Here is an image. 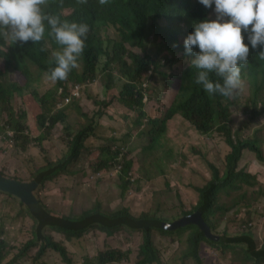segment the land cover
<instances>
[{
  "label": "rangeland",
  "instance_id": "obj_1",
  "mask_svg": "<svg viewBox=\"0 0 264 264\" xmlns=\"http://www.w3.org/2000/svg\"><path fill=\"white\" fill-rule=\"evenodd\" d=\"M190 1L202 8L209 20L216 18L214 5L206 8L199 0ZM150 22L149 16H140L135 29L143 35L142 46L124 44L126 50L154 60L135 82V89L143 95L144 115L137 107H126L119 98L127 79L121 77L113 59L115 53L122 52L118 44L123 38L112 26L99 25L96 29L101 53L92 80H72L56 87L28 55L18 60L23 71H11L4 77L6 88L13 89L12 84H18L10 98L12 119L0 110V175L4 178L33 184L42 169L65 157L73 137L86 130L78 158L66 173L36 186L35 198L51 215L77 219L95 211L113 215L125 208L134 218L154 217L162 221L161 225L171 224L196 213L197 190L213 180L212 168L217 169L219 180H226L227 157L232 152L227 140L254 141L264 158V81L262 75L253 78L244 68L240 73L241 87L229 106L230 137L226 128L201 135L179 111L164 120L167 109L178 100L181 73L191 59L182 55L177 42L157 34ZM157 23L164 26L167 21L159 18ZM242 34L245 40L246 34ZM177 37L178 42L183 41L182 33ZM58 50L47 42V64H54L50 62L52 53ZM8 58L17 64L11 56ZM170 59L176 61L168 66ZM77 63L76 74L81 76V56ZM0 67L4 68L5 62H0ZM54 88L58 89L57 104L61 93L69 91L74 99L69 105L57 107L56 110L64 109L61 121L50 128L41 127L38 116L43 110L39 98ZM208 95L215 107V94ZM23 113L25 132L16 133L18 116ZM102 161H107L108 166L98 170ZM125 161L131 162V168L123 196L120 167ZM253 165L258 168L254 170ZM236 172L245 176L227 183L216 194L212 213L207 217L212 226L209 233L216 243L200 241L199 264H264V160L244 149ZM197 231L196 226L169 231L170 234L152 230L157 259L152 264H197L188 255V239ZM0 232L2 264H97L98 254L108 250L125 254V260L110 264H139L141 260L140 231L122 227L109 237L98 229H89L81 237H72L48 227L39 230L25 204L2 191ZM47 242L64 248L67 260L51 249L40 254ZM253 253L261 256L258 263L252 261Z\"/></svg>",
  "mask_w": 264,
  "mask_h": 264
},
{
  "label": "trees",
  "instance_id": "obj_2",
  "mask_svg": "<svg viewBox=\"0 0 264 264\" xmlns=\"http://www.w3.org/2000/svg\"><path fill=\"white\" fill-rule=\"evenodd\" d=\"M65 10H71V12L66 13ZM43 11L46 14L58 16L61 21L67 20L69 22L86 23L89 26V32L85 39V47L81 54L84 67L82 75H77L75 68H73L69 72L67 79L62 81L57 80L55 86L57 87L58 85H62V83L72 80H76V82L79 83H85L94 79L96 62L101 53V49L98 46L96 39V29L99 25L112 26L123 38L118 44L122 49V52L115 53L113 59L117 61L119 65V73L121 77L127 79L125 84L119 90V98L126 107L130 109H136L137 107L140 115H144V111L142 110L143 95L140 90L135 89V82L139 79L142 73L150 69L154 60L147 55L141 56L136 52L126 50L124 45L128 42L142 46L143 35L135 32V29L139 27L140 16H149L151 18L150 26L154 31L168 41L177 42L182 55L189 57L191 60L194 57L191 54H185L183 41L187 35L193 31V25L195 23L208 19L203 13L202 8L196 3H192L190 0H108V2L103 5L99 3V0H87L86 3H79L78 0H48V4L43 6ZM159 18H164L167 21V24L164 26L159 25L157 23ZM49 32L50 28L45 21L44 38L38 43H32L29 41L27 43L7 45V40L0 36V62H5V67H0V110L7 113L9 119H12L10 98L13 90L17 88L18 84L16 82L13 83V89H8L6 88L7 78L4 80V77L6 74H10L11 71H23L24 68L18 65V60L24 55H28V57L43 71L48 72L50 68L54 67L55 65L47 64L45 62L46 44L49 42L52 48H58L61 46L55 42V40L49 35ZM180 33H182L183 36L182 42H178L177 36ZM245 34L246 38L244 42L249 45L250 51L248 63L240 66L241 71L243 68L246 69L253 78L262 75L264 81V60L257 57L259 49L251 48V45L247 40V33ZM193 51L196 52L198 49L194 48ZM8 56H11L17 64L12 63ZM175 61L176 59H170L167 65L171 66ZM77 65H79V63H77ZM198 71L199 70L191 64L183 70L181 73V83L178 89V100L173 106L167 109L164 120L179 111L201 135L210 134L214 129L226 128L229 131L230 137V129L228 127L230 121L229 106L233 98L229 99L219 94H215L216 101L215 107H213L208 93L203 89L202 85L196 83ZM209 77L213 82L219 80V78L213 73H210ZM57 92V88L49 89L46 91L45 95H41L39 98L40 107L43 110V113L38 116L39 126L41 127L50 128L61 121L65 116L64 109L56 110ZM255 96L257 97L256 94ZM47 98H51L52 102H48ZM73 99L74 97H72V101ZM223 100H225L226 103H223ZM25 118L26 113L18 116L19 122L16 128V133L25 132V127L21 124V120ZM162 122L163 120H161V124ZM152 123L157 124L158 121H153ZM85 136L86 130L76 134L70 142L69 151L65 157L57 161L55 164H49L42 169L33 183V186L36 187L38 184L42 185L45 182H49L55 177L66 173L69 166L78 158L80 149L83 147ZM227 145L231 147L232 152L227 157L226 180H219L217 169L212 168L213 180L203 188L197 190L199 200L195 212L199 213L209 228H212V226L209 225L207 217L212 213L216 194L224 189L227 183L245 176L243 173L236 172L238 162L242 158L243 150L248 149L251 152H254L260 161L264 160L262 152L258 149L256 142L254 141L247 140V142H243L237 140L236 142H233L227 140ZM107 166L108 162L102 161L97 168L98 170H101ZM130 168V161H125L120 167L123 196L125 195V183L127 182L126 179ZM30 212L36 218L39 230L48 227L53 231L64 233L72 237H81L89 229H98L109 237L113 236V234L122 227L140 231L143 233V243L139 248L141 256L139 264H152L157 260L156 252L153 249V243L151 241L152 230H158L162 234L172 233L162 229L161 220L147 216L134 218L125 208L113 215H106L99 211H95L91 214H85L77 219L53 216L45 211L42 206L41 209H38L35 212ZM189 227L191 226L179 230L188 229ZM197 229V233L190 236L188 239V255L199 264L197 248L200 241L202 242L206 240L210 243L216 242L213 241V239H207L198 227ZM1 245L2 241L0 240V264H2L4 260ZM47 249L59 253L63 260H67L66 250L59 245L47 242L45 246L40 249V254H43ZM253 254L254 258L252 261L258 263L261 256L258 253ZM123 260H125L124 253L117 250H108L98 254L96 263L110 264L121 262Z\"/></svg>",
  "mask_w": 264,
  "mask_h": 264
},
{
  "label": "clouds",
  "instance_id": "obj_3",
  "mask_svg": "<svg viewBox=\"0 0 264 264\" xmlns=\"http://www.w3.org/2000/svg\"><path fill=\"white\" fill-rule=\"evenodd\" d=\"M78 2L86 3L87 0ZM107 2L99 0L102 5ZM199 3L206 8L214 5L216 18L193 25V31L183 41L185 54L194 57L191 65L199 70L197 84L210 95L219 94L231 99L241 87L240 66L248 63L250 49L242 33H247L251 48L259 49L257 57L264 60V0H199ZM47 4L48 0H0V36L8 41L7 45L38 43L44 38L46 21L49 35L61 46L52 53L50 62L55 66L45 71L47 79L56 85L57 80L67 79L69 72L77 66L89 26L61 21L58 16L46 14L43 6ZM194 48L198 51L194 52ZM210 73L219 80L213 82ZM62 94L58 108L72 102L71 99L70 103H64L69 91Z\"/></svg>",
  "mask_w": 264,
  "mask_h": 264
},
{
  "label": "water",
  "instance_id": "obj_4",
  "mask_svg": "<svg viewBox=\"0 0 264 264\" xmlns=\"http://www.w3.org/2000/svg\"><path fill=\"white\" fill-rule=\"evenodd\" d=\"M35 190L36 187L33 186L32 183H20L4 178L0 175V191L19 198L21 202L25 204V206L32 212L41 209L40 202L34 196ZM188 226H196L203 232L206 238H213L211 233H209L211 232V228L206 225L199 213H194L192 216L183 217L171 224L161 225L162 229L166 231H172Z\"/></svg>",
  "mask_w": 264,
  "mask_h": 264
},
{
  "label": "built area",
  "instance_id": "obj_5",
  "mask_svg": "<svg viewBox=\"0 0 264 264\" xmlns=\"http://www.w3.org/2000/svg\"><path fill=\"white\" fill-rule=\"evenodd\" d=\"M72 97H74L73 95L69 94L68 96L65 97L64 103L68 104L71 102Z\"/></svg>",
  "mask_w": 264,
  "mask_h": 264
},
{
  "label": "crops",
  "instance_id": "obj_6",
  "mask_svg": "<svg viewBox=\"0 0 264 264\" xmlns=\"http://www.w3.org/2000/svg\"><path fill=\"white\" fill-rule=\"evenodd\" d=\"M252 167L254 170L258 168V166H256V165H253Z\"/></svg>",
  "mask_w": 264,
  "mask_h": 264
}]
</instances>
